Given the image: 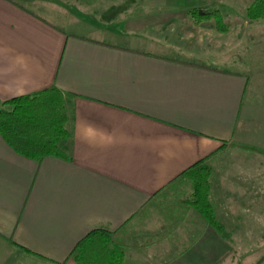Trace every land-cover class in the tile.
<instances>
[{
    "label": "crops",
    "instance_id": "1",
    "mask_svg": "<svg viewBox=\"0 0 264 264\" xmlns=\"http://www.w3.org/2000/svg\"><path fill=\"white\" fill-rule=\"evenodd\" d=\"M68 7L88 9L0 0V102L55 88L69 134L65 159L39 163L0 136V264H77L73 250L94 230L111 234L124 264H229L220 261L228 236L187 205L183 174L212 168L220 223L264 204V156L232 150L247 140L264 148V125L252 129L246 106L264 64L245 68L239 48L250 24L222 34L186 22L162 38L148 25L99 26ZM252 36L264 56L263 34Z\"/></svg>",
    "mask_w": 264,
    "mask_h": 264
},
{
    "label": "rangeland",
    "instance_id": "2",
    "mask_svg": "<svg viewBox=\"0 0 264 264\" xmlns=\"http://www.w3.org/2000/svg\"><path fill=\"white\" fill-rule=\"evenodd\" d=\"M88 9L82 7H68L69 10H76L83 20H91L99 26H113L121 29L125 26L144 28L148 25L151 32L165 38L168 34L176 35L179 32V25L186 22H193L188 17V12L197 8L202 13L219 11L223 14L226 24L230 28H240L242 25L250 24L242 31V53L247 61L245 68L251 66L261 67L264 64V56L257 52L258 44L255 42L254 33H262L264 38V20L250 21L247 18V8L254 0H80ZM84 8V9H83ZM215 29L213 21L204 22ZM216 30V29H215ZM228 33V32H227ZM225 34V33H222ZM254 38V39H253ZM258 53V56L256 54ZM256 61V62H254ZM242 70V68H237ZM250 75V74H249ZM246 106L252 107L249 124L257 133L264 125V73L259 77H250L246 95ZM256 142V140H255ZM240 143V142H236ZM250 146L264 149L260 140L258 145ZM248 144V145H249ZM232 150H241L232 146ZM260 166L264 167V157L259 156ZM189 181V180H188ZM189 184V183H188ZM190 187L185 194L192 191ZM263 193V192H259ZM184 195V194H181ZM176 198H180L179 196ZM261 203V201H260ZM249 214L245 213L250 211ZM245 208L243 212L247 215L240 217V222H231L229 219L221 220L228 232L229 264H256L264 256V204L256 207ZM257 210V213L253 212Z\"/></svg>",
    "mask_w": 264,
    "mask_h": 264
},
{
    "label": "trees",
    "instance_id": "3",
    "mask_svg": "<svg viewBox=\"0 0 264 264\" xmlns=\"http://www.w3.org/2000/svg\"><path fill=\"white\" fill-rule=\"evenodd\" d=\"M33 16L57 30L48 21ZM188 17L195 25L213 21L219 33L229 31L224 16L219 11L202 13L195 8L188 12ZM247 18L250 21L264 20V0L253 1L247 8ZM67 122L63 94L55 88L0 102L1 138L15 153L38 163L46 157L66 158L60 143L69 137ZM232 146L264 156V149L261 148L236 142ZM211 176L212 168L203 163L196 164L183 174L193 186L192 199L187 205L202 214L217 232L227 236L210 201ZM72 255L77 264H124L125 261L122 249L114 245L111 234L103 230H94L79 241ZM228 255L229 253L220 261H224ZM263 261L264 256L257 264Z\"/></svg>",
    "mask_w": 264,
    "mask_h": 264
}]
</instances>
